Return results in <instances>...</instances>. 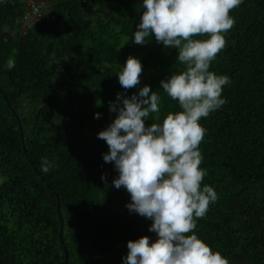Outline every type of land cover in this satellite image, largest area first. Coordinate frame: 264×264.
<instances>
[{"label":"trees","instance_id":"obj_1","mask_svg":"<svg viewBox=\"0 0 264 264\" xmlns=\"http://www.w3.org/2000/svg\"><path fill=\"white\" fill-rule=\"evenodd\" d=\"M36 1L47 10L37 22L25 0L0 4V264H123L129 241L156 235L112 184L118 172L104 161L109 148L98 133L117 115V94L145 85L162 98L148 125L180 111L161 81L185 66L154 35L132 41L142 0ZM230 14L235 24L210 68L230 77L227 102L200 121L203 183L218 200L195 232L230 264H264V0H244ZM129 56L143 72L139 87L125 90L117 74ZM10 57L16 67L8 70ZM42 157L55 164L48 173Z\"/></svg>","mask_w":264,"mask_h":264},{"label":"clouds","instance_id":"obj_2","mask_svg":"<svg viewBox=\"0 0 264 264\" xmlns=\"http://www.w3.org/2000/svg\"><path fill=\"white\" fill-rule=\"evenodd\" d=\"M4 2L0 0V4ZM242 3L244 0H142L144 11L132 41L143 45L154 35L165 49L178 50L177 61L185 68L161 81L180 111L148 125L151 114L161 112L162 98L145 85L130 97L117 94L110 103V112L117 115L98 133L109 148L104 161L114 163L118 172L112 184L130 194L126 207L151 220L149 231L156 235L154 240L144 236L129 241L123 264H230L195 229L197 220L218 200L214 186L203 183L207 170L201 167L199 146L207 130L200 121L227 102L223 90L231 83L229 76L210 68L235 24L230 13ZM15 67L16 60L10 57L6 68ZM142 72L141 60L129 56L117 74L120 85L125 90L139 87ZM94 118L100 119L101 114ZM54 167V162L42 157L41 172ZM102 179L107 181V176ZM6 180L0 175V186Z\"/></svg>","mask_w":264,"mask_h":264},{"label":"built area","instance_id":"obj_3","mask_svg":"<svg viewBox=\"0 0 264 264\" xmlns=\"http://www.w3.org/2000/svg\"><path fill=\"white\" fill-rule=\"evenodd\" d=\"M83 1L86 2V0H83ZM27 2L29 1L27 0ZM29 9L31 10L30 17L32 18L33 21L40 20L42 16L44 15V13H42V11L37 6V4H35L32 1L29 2Z\"/></svg>","mask_w":264,"mask_h":264},{"label":"water","instance_id":"obj_4","mask_svg":"<svg viewBox=\"0 0 264 264\" xmlns=\"http://www.w3.org/2000/svg\"><path fill=\"white\" fill-rule=\"evenodd\" d=\"M15 112V111H14ZM22 131V129H21ZM22 136H23V132H22ZM58 213H59V216H60V219H61V222H62V227H61V244L63 246V248L65 249L66 251V262H68V250L67 248L65 247L64 245V240H63V233H64V229H65V222H64V219L62 217V214H61V210H60V207L58 208ZM98 258V257H96ZM93 261V258L89 259L88 261H86L84 264H89Z\"/></svg>","mask_w":264,"mask_h":264},{"label":"rangeland","instance_id":"obj_5","mask_svg":"<svg viewBox=\"0 0 264 264\" xmlns=\"http://www.w3.org/2000/svg\"><path fill=\"white\" fill-rule=\"evenodd\" d=\"M26 1V9H27V13L28 14H30L31 13V10L29 9V2L30 1H32V2H34L35 4H37V6L39 7V8H41V4H39L38 2H36L35 0H28L29 2H27V0H25ZM28 29V26L25 28V30H27Z\"/></svg>","mask_w":264,"mask_h":264},{"label":"bare ground","instance_id":"obj_6","mask_svg":"<svg viewBox=\"0 0 264 264\" xmlns=\"http://www.w3.org/2000/svg\"><path fill=\"white\" fill-rule=\"evenodd\" d=\"M9 103V102H8Z\"/></svg>","mask_w":264,"mask_h":264}]
</instances>
